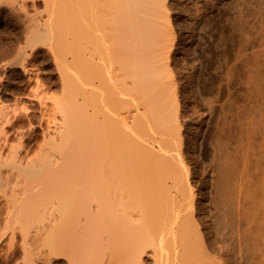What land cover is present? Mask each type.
<instances>
[{"label": "bare ground", "instance_id": "1", "mask_svg": "<svg viewBox=\"0 0 264 264\" xmlns=\"http://www.w3.org/2000/svg\"><path fill=\"white\" fill-rule=\"evenodd\" d=\"M19 1L0 0V14L36 4ZM62 1L46 0L47 20L25 11L23 28L10 33V55L0 57L5 219L26 226L33 208L43 209L37 240L62 264H264V173L244 188L224 169L211 184L196 159L200 133L192 130L203 119L181 105L168 0H77L75 113L62 100L50 105L37 76L26 96L21 79L31 89L35 82L30 52L64 25ZM259 133L251 122L250 143Z\"/></svg>", "mask_w": 264, "mask_h": 264}, {"label": "rangeland", "instance_id": "2", "mask_svg": "<svg viewBox=\"0 0 264 264\" xmlns=\"http://www.w3.org/2000/svg\"><path fill=\"white\" fill-rule=\"evenodd\" d=\"M45 2L46 0H36L34 4L33 1H28L29 10L27 7L26 10H20L21 12H13L10 6H5L7 12L0 14V57L10 55V33L16 28H23L26 12L38 14L43 20L48 19ZM168 5L171 27L175 35L170 65L176 75L174 79H181L179 88L182 89L183 84L188 87L185 96L184 93L181 95L184 88L178 90L181 91V105L186 103L189 114H193L198 108L197 111L201 112L200 118L203 119L202 122L198 120L200 124L194 125L196 129H191L200 133L199 141L197 140L193 147L195 157L200 161L202 169H206L210 175L208 180L211 184L215 183L213 177H216L218 172L232 169L236 179L242 178L244 188L248 186V182L258 185L264 173V134H256L251 143L247 135L251 122L259 124L264 132V0H168ZM76 9L77 0L62 1L61 11L66 12L64 25L51 36L47 45L39 48V51L30 52L28 60L33 77L37 76V80L42 78L45 84L47 102L53 105L56 100H62L64 106L73 114L79 89L76 61L74 62L79 46ZM182 76H185L186 80ZM35 77L32 84L35 89L24 83L26 78L21 79L26 96L33 95L36 90ZM32 106L33 116H38V104L35 102ZM37 116H34V122ZM61 118L62 116L59 117L60 120ZM73 122H76V118ZM26 125L25 130L31 128ZM37 131L40 129L37 128ZM33 146L37 148V143ZM251 183L249 185L253 186ZM2 200L0 264H28L30 257L32 259L29 264H62L61 259H50L47 250L42 249V242H39L42 241L40 237L45 235L43 209L38 211V208H33V215L30 214L32 218H29L30 224L27 220L26 226H20V223L10 225L12 221L8 216V219H5L8 206ZM30 215L28 217H31ZM24 220L23 223L26 222ZM10 227H16V232ZM40 229H43V234ZM9 231L15 234L14 240ZM23 234L28 235L27 241L24 240L26 238H23ZM37 234L42 235L38 238ZM38 242L41 246L37 248ZM24 248L27 249V254L29 248L32 249V256L29 254L27 257ZM38 251H41V255ZM44 252L47 256H44Z\"/></svg>", "mask_w": 264, "mask_h": 264}]
</instances>
